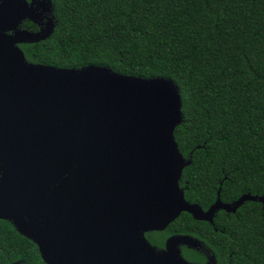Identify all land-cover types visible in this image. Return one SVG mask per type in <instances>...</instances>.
<instances>
[{"label": "water", "instance_id": "obj_1", "mask_svg": "<svg viewBox=\"0 0 264 264\" xmlns=\"http://www.w3.org/2000/svg\"><path fill=\"white\" fill-rule=\"evenodd\" d=\"M47 2V3H46ZM18 26L25 0H0V219L35 242L47 264H218L204 243L172 234L164 247L146 236L186 211L214 224L219 210L236 212L245 193L204 209L180 185L192 159L180 151L179 86L164 76L122 74L108 66L57 67L29 61L21 43L46 40ZM182 246L202 249L206 263Z\"/></svg>", "mask_w": 264, "mask_h": 264}, {"label": "trees", "instance_id": "obj_2", "mask_svg": "<svg viewBox=\"0 0 264 264\" xmlns=\"http://www.w3.org/2000/svg\"><path fill=\"white\" fill-rule=\"evenodd\" d=\"M56 26L46 40L21 44L29 61L57 67L108 66L164 76L180 88L183 122L175 137L191 158L180 185L208 209L264 194V0H52ZM172 234L200 239L218 264H264V204L219 210L214 224L184 211L146 233L164 247ZM183 255L206 263L202 249ZM0 264H47L38 245L0 219Z\"/></svg>", "mask_w": 264, "mask_h": 264}, {"label": "flooded vegetation", "instance_id": "obj_3", "mask_svg": "<svg viewBox=\"0 0 264 264\" xmlns=\"http://www.w3.org/2000/svg\"><path fill=\"white\" fill-rule=\"evenodd\" d=\"M25 1L27 4L26 11L32 16L33 15L34 16L39 15L38 16V22H35L33 19H31L29 17H26L22 20V22L19 24L18 27L22 30H27V31H31V32H38L45 25V23L48 21V18L52 17V14L50 11H47V10L44 11V8L45 9L47 8V5H46L47 2L45 4H44V2L47 0H25ZM21 44H24V43H21ZM21 44H20V47H21ZM206 255H207V253H206ZM207 259H208V255H207Z\"/></svg>", "mask_w": 264, "mask_h": 264}]
</instances>
